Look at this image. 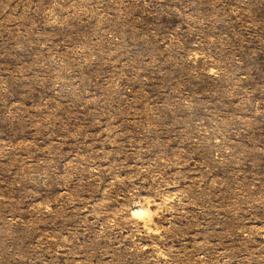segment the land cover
Instances as JSON below:
<instances>
[{
  "label": "rangeland",
  "instance_id": "1",
  "mask_svg": "<svg viewBox=\"0 0 264 264\" xmlns=\"http://www.w3.org/2000/svg\"><path fill=\"white\" fill-rule=\"evenodd\" d=\"M0 264H264V0H0Z\"/></svg>",
  "mask_w": 264,
  "mask_h": 264
}]
</instances>
